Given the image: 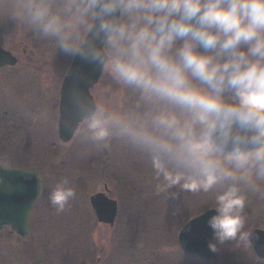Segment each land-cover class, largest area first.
Returning a JSON list of instances; mask_svg holds the SVG:
<instances>
[{"label": "clouds", "instance_id": "clouds-1", "mask_svg": "<svg viewBox=\"0 0 264 264\" xmlns=\"http://www.w3.org/2000/svg\"><path fill=\"white\" fill-rule=\"evenodd\" d=\"M8 15L134 95L128 112L94 105L91 138L145 155L157 194H212L210 252L250 246L244 211L264 201V0H12ZM75 195L63 177L50 201L62 212Z\"/></svg>", "mask_w": 264, "mask_h": 264}, {"label": "rangeland", "instance_id": "rangeland-1", "mask_svg": "<svg viewBox=\"0 0 264 264\" xmlns=\"http://www.w3.org/2000/svg\"><path fill=\"white\" fill-rule=\"evenodd\" d=\"M11 3L0 0V47L18 57L0 70V163L37 172L42 190L26 237L0 229V264H264L237 242L219 246L212 260L185 253L178 233L208 210L213 195L178 188L157 194L150 160L122 139L94 141L86 121L70 141L59 139V92L73 57L11 19ZM91 93L113 112L135 104L134 95L105 74ZM63 177L76 195L60 212L50 193ZM105 190L117 201L113 226L98 222L90 204L91 195ZM244 216L245 232L264 229V201L253 197Z\"/></svg>", "mask_w": 264, "mask_h": 264}, {"label": "water", "instance_id": "water-1", "mask_svg": "<svg viewBox=\"0 0 264 264\" xmlns=\"http://www.w3.org/2000/svg\"><path fill=\"white\" fill-rule=\"evenodd\" d=\"M17 61L18 58L11 51L0 47V69L14 66ZM101 75L96 65L80 57L73 58L60 90L57 131L62 141L68 142L73 138L87 112L96 105L91 88L99 82ZM41 186V176L35 172L0 166V228L6 224L19 235H28L30 210L41 194ZM90 202L98 221L113 226L118 211L117 201L105 192H98L90 197ZM213 214L214 210H206L181 229L178 241L184 252L205 260L215 258V254L208 249L214 231L207 221ZM251 234L257 237L251 239L256 254L264 258V231L255 229Z\"/></svg>", "mask_w": 264, "mask_h": 264}, {"label": "flooded vegetation", "instance_id": "flooded-vegetation-1", "mask_svg": "<svg viewBox=\"0 0 264 264\" xmlns=\"http://www.w3.org/2000/svg\"><path fill=\"white\" fill-rule=\"evenodd\" d=\"M7 167V166H6ZM258 228V226H253L252 228H250L249 229V233H251V231L253 230V229H257ZM259 228H261V227H259ZM261 229H263V228H261ZM264 230V229H263ZM250 247H251V249H252V251L254 250V248H253V243H252V241L250 240ZM254 252V251H253ZM255 254V253H254ZM256 256V255H255ZM257 257V256H256ZM257 259H259V260H261V261H264V259H260V258H258L257 257Z\"/></svg>", "mask_w": 264, "mask_h": 264}]
</instances>
